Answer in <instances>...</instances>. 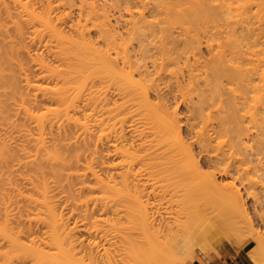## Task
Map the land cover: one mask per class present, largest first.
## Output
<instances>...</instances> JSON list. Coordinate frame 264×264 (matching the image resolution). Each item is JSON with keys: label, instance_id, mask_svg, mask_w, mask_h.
Returning <instances> with one entry per match:
<instances>
[{"label": "rangeland", "instance_id": "374dc122", "mask_svg": "<svg viewBox=\"0 0 264 264\" xmlns=\"http://www.w3.org/2000/svg\"><path fill=\"white\" fill-rule=\"evenodd\" d=\"M1 1L2 0H0V4L2 3ZM19 1L22 2V1H29V0H19ZM55 1L56 0H54L53 2H55ZM87 1H89V2L92 1L90 4H92L93 6H91L88 2V3H86V5L84 4L85 6H82V8L84 7L83 8L84 10L86 9L89 11L90 10L89 6L92 7L91 8L92 10H94L99 5L97 8L98 12L95 10L98 13V15H101L100 14L101 10L103 8H105V9H103V11L105 10L104 12H106L105 13L106 16L109 17V21L111 20L110 24L111 25L113 24L112 25L113 27L115 24L114 20H116V18L120 14H122L123 19H124V17H125V19L127 17L126 14H123V11H124V8L122 6L123 4L117 3V2H119L118 0H116V3L120 4V5L116 4L117 5V6L115 5L116 8L114 6L115 3L112 2L113 0H95V1L94 0H86V2ZM144 1L147 3L146 0H144ZM150 1H153V0H149L148 1L149 4L153 3ZM156 1L158 2V0H156ZM168 1H170L169 3L172 5V7L176 8V9L173 8V10L175 9L174 11L171 9L173 11L172 14H174V12L176 14V15L174 14L173 17H172V14L171 15L169 14V12L171 13L170 8H172V7H170L171 5L170 6L168 5L169 4V3H167ZM175 1H177V0H175ZM175 1L174 0H167V2H166V0H165V2H166V3L164 2L165 5L164 4L162 5L163 2L161 0L159 3H161V2L162 3L159 6H158L159 3L156 2V5L159 7L160 11L159 12H153L152 15L151 14L149 15L147 11H144L145 15L148 14V16L143 15V17L145 16L144 21L147 20V22L149 21V23L151 20L154 21L155 23L152 22L153 24L150 23V25L155 26V27L158 26L157 23L159 24V22H161L162 24L161 23L160 24L163 26H164V24H166L168 29L172 23L170 30L173 31L172 38H174V40L178 43L176 46L178 48L183 47V44H184L183 38L184 37L189 36L188 39L189 38L193 39L194 29H193V32H191L192 30L190 31V29H192V25L190 26V24L197 25L199 27V31L197 29V26H193V28L194 27L196 28L197 36H199V38H198L199 40L197 38H195V37H197V36H195L196 34L194 35L193 40H198V43L199 42H201V43L198 47L199 49L198 48H197V50L195 49L194 52L189 50L186 54L182 53L181 55H178L176 52L172 53L170 55V57L174 56L175 58L169 57L170 59H173L172 61L169 60V58H167L169 63L166 62V58H165V64L163 65V69H162V71H160V74H159L160 78L156 77V75H153L155 73H153L151 70L152 68H150L149 70H151L150 71L151 74L153 73L152 74L153 76L152 75L151 76L156 79L153 82L155 87L153 86V88H152L151 85H149L150 81L140 80L141 77H139L137 72L136 73L134 72L133 76L131 73L132 78L134 77L135 80H128V78H127L128 82H129L128 83L129 87H127L125 84H123V81H125V80H121V79H122V77H127V76H124V74H122V73H125L127 71V69L124 68L123 69L124 71H122V73L119 72L122 76L121 77L118 74V71H120V69L122 68L121 64H119V63L117 65V68L119 66V69L114 67L115 72H114V69L113 70L111 69L113 71L111 74H110L111 71L108 72L105 70L104 72L100 71L99 73H98V71H96V73H93V75L91 73L89 75L88 74L85 75L86 71L87 70L90 71L91 69L89 67L90 64H87V62H85V61H80V58H81V60H83L84 59L83 57L84 56L86 57V53H87V47L83 46L85 44L81 43L80 38L83 37V41L87 39L86 42L89 40L90 41L89 45H91L90 43H92V46H94V47L103 48L105 44H103L102 39H104V41H105L107 35H109V34L113 35V33L115 34V32H118L119 30H123V27H119V29L118 28L116 29V27H115V28H113L114 29L113 31H111V29H110V30L106 31V33H105L106 35L103 34V36L102 35L100 36L97 33V31L95 30L96 27H95V29L93 28L94 26L92 24L95 21L91 22L89 20L90 22L88 23V22H86V19L83 20L84 16H85L84 14H86V15L91 14L92 16L91 15L90 16L92 18H90V16H89L88 19L94 20L93 18L96 16V12H95L94 17L92 14V10H91V13H90V11L88 13L86 10H85V12H82L84 10L82 8H80L81 10L78 9L79 8V6L77 5V4H79L78 2L75 3V6L70 5L71 8L69 7V3H67L68 5L65 4L64 8H62V9H61V7H63L62 5H61V7H59L60 5H58L59 8L57 6L51 7V10L49 12V16L52 15L50 18L52 19L51 23H53L55 26L54 29H56V27H57V29L60 30L59 33L61 32L64 35V38L68 36L67 37L68 39H70V38L73 39L75 42V45H76V41H77V46L80 48L79 49L80 51H79L78 49L75 48L77 46H75V45L73 46V40H72V45L70 43V45L73 48L69 45V42L64 43L66 47L69 45V47L72 48V51H70L71 49H68V54L71 52H74V53H71L72 57H71V55H69L67 57V58L70 57L71 59L69 58L68 60H66L67 55L64 54L65 51H63V49H60V46H59L60 50H58L57 46H54L57 44V41L55 39L56 37H54V34L51 32L47 33L50 31L49 29L44 30L45 28L40 26L39 23L38 24L31 23L33 21H31L29 18H27L28 15H27V13H25L26 11L25 10L20 11V8L17 5H15V6L13 5L14 0H12V1L11 0H3L4 3H2V4L6 5V6H4V7H6V9H9V12H11L10 13L11 15L8 12V16L10 15L11 17L5 18L6 15H3V14H5L6 11L3 10L4 11L3 12L2 7H0V10H1L0 11V17H2V15H3V19L0 20V23L3 21V26H1V27H3V30L5 32L4 33L2 30L1 31L2 33H0L1 34L0 37L2 39V40H0V45H1V41H2L3 45L6 44V46H3V45L0 46L1 47L0 50L2 51V52H0V55L2 56V53H3V56L5 54H7V58L11 56V58H13V59L11 60L9 58L7 60H11L13 62V64L11 62H9V61L7 62L5 60V63L6 64L8 63V64L7 65L2 64V66H1L3 68L5 67V69L3 70L4 76L9 75L12 78L10 79L8 76L9 80H6L5 79V78H7V76H6L4 78L5 81L0 80L1 81L0 84H2V82L5 83V84H2L4 91H2V93L0 92L1 93L0 96L2 95L0 98V102L1 103H2V101L4 102V103H2L4 108L1 107V104H0V108L1 109L3 108L0 111V143H2V141H3L5 146L8 145L7 148L11 147L10 149L8 148V150H10V151H8L10 153V155L7 158V160H5L6 162L7 161H9V162L8 163L0 162L1 163L0 166L2 167V168L0 167L1 168L0 174L3 173L4 175L3 174L2 175L6 177L5 178V177H2L0 175L2 177V178L0 177V210H1L0 211V220H2L1 218L3 216L1 214L3 211V205H2L3 203L2 202L5 199L4 200L5 205H6V203H8L6 206L8 208L7 209L8 213H10L9 215L12 216V218L14 217L13 219H10L12 227H14L15 229H18V228L20 229L23 226L25 228L24 229L22 227L23 230L21 231V232H23V233H21V240H23L24 242H28L30 237H33V236L35 237V238L34 237L33 238L37 240V243L40 245V248L43 251H45L46 254L48 255L47 260L45 261L47 264H60L59 262H62V264H63V263L68 262L67 258H70V259L76 258L77 260L79 258H81V259H83L84 263L87 262V255L84 252V247L88 242L91 243L94 240V237H93L94 232L92 231L93 228L90 230V225L87 226L84 223L87 221V218L90 221H93V219H95L96 217H98V219L102 218L104 221H102L100 223L103 226V228L108 230L107 231L108 233H112L113 230L116 229V227L119 228V226H122V224L125 223L124 221L126 220L125 218H127V217L121 211H112L108 207L112 206V208H114V204L116 202H118L121 198H124L122 196H124V194H125V191H124L125 188L130 189V190L127 189L129 191H126L128 194L132 193V188L134 186V183L135 182L137 183L136 178L139 177V176L135 175V172H136V170H139L138 166L141 165V163L138 162L136 158H135L136 161H134L135 159L133 157L140 155V153H142L147 148L146 146H148V144H150V140L152 138H155V134L157 132L156 131L153 132V129H156V130L159 129V127L156 128L157 127L156 125L158 123L157 118L161 119L162 116L167 114V115H170V118H172V116H173L172 119L175 121L174 123L179 125V126L178 125L176 126V124H175L177 131H178V134H180L179 136H181V137H178L175 134H173L176 136V137L174 136V139H173V135L171 134L172 137H170L171 139L169 138V141L170 140H172V141L176 140L177 141V140L182 139L186 143V145L187 144L189 145V143H191L193 141L192 137H190L191 131H197L201 127V125L204 123V120H203L204 117H199V116H197V113H196V109L199 106V100H200L199 97L202 98L201 95H203V97H204L205 93H206L205 96H207L208 95L207 93L209 92V91L206 92V86L202 80L203 79L202 74H204V73L201 70H202V68L204 69V65L202 64L203 65L202 66L201 63L203 62L205 64V63L209 62V58L211 55L210 51H211V53L214 52L215 50L217 51L218 47L215 45L217 43H219L216 41L212 42L213 46L209 50L205 44V38L207 39V36H205L207 34L206 32H208L207 35H211L212 31H213V33H215V31H216L217 33L221 34L220 31H225V27H226L225 24L227 23V21H228V23L226 24L227 25L226 30H228V27H229V30L231 28L236 29V31L238 32L237 34H238V36H240V38L237 36L236 33H235V35L237 37L235 35H234L235 38H233V36H231V37L234 40H236V43L239 41L238 42L239 44L237 43L238 47L236 44H234V41L233 42L230 41V43L234 44L236 46H234V45L232 46L230 43H228V41H227V43L225 41H224V43H222L223 41H221L220 43L225 44L224 47L227 46L226 44H230L232 46L231 51L233 52V54L238 53V51L235 52V50L239 49V46H240L239 51H241L243 53V55H245L247 58V61H245V63L241 62V66L243 67V69H244V67L250 69L249 72L252 76V80H249L248 91L245 94L246 100H245L244 106H242L241 113H245L248 117H250L252 115V113H254L255 111H258V110L264 108V75H263L264 74V15L261 16L260 13L255 10V6H252L251 12H248L249 14L247 13L248 15L247 14L241 15L239 13L238 14L239 17H238L236 14L237 13L236 10H238V8L239 9L242 8L246 4V0H237L236 2H234L232 4V10L229 13L230 15H228V14H227V16L225 15V18H224L225 23H224L223 20H220L224 16L220 15L221 17H219V15H218V13L219 14L221 13V9H220L221 7H219V5L221 4V0H220V2L218 0H217V2L215 0L214 1L212 0L213 3L211 2L212 5L210 4L209 6L213 7V4H215V3H220V4L219 5L215 4L216 6H218V8L214 5V7L217 8L218 10L217 9L214 10V8H212L215 12L214 11L210 12L211 15H212V12L214 13L213 17L215 18V19L214 18L210 19V21L212 22L211 25L209 24L210 23L209 19L208 20L206 19L208 22V28H207V25H206L207 22L205 23L204 19H205V17L208 18L210 14L207 13V10H205V14H207L208 16H205V14L203 16L204 11L202 12V10H197L198 9L197 7L198 6L201 7V6L196 4V0H194L195 5L193 4L194 3L193 0L190 3V4H193L192 6H194V8H196V9H192L193 7H191V5L189 3H187V4L185 3V6L189 5V6H187L189 8H183V6H184L183 1L184 0L183 1L180 0L181 3L179 1H177L176 2L177 5L180 3V5H178V7H177L175 4ZM189 1H191V0H189ZM39 2H41V1L30 0L27 3H28V6L30 9L34 8V10L37 11V13L39 12V14H40L43 10L45 11V9L42 8V7H44L43 3L45 1L43 0L41 3H39ZM53 2L51 4L56 5ZM94 2L96 3L95 4L96 6L94 5ZM97 3H99V4L97 5ZM173 3L175 6L173 5ZM197 3H199V2L197 1ZM2 4H1V6H3ZM14 4H16V3H14ZM66 5L68 6V8ZM87 5H88V8L86 7ZM166 5H167V7H166ZM104 6H106V7H104ZM163 6H165L164 8L166 10L168 8L169 11L167 10V12H166L162 8ZM179 6H181V8H183V10ZM75 7H78L77 8L78 10L75 9ZM120 7H122V8H120ZM190 7H191V9H190ZM40 8H42V9H40ZM52 8L54 10H52ZM55 8H57L58 10L57 9L55 10ZM137 8L140 9V7H137ZM137 8L136 9L134 8V10H132L133 12L135 11V13H133V15H134L133 18H135V16L136 17L139 16V14L136 12ZM177 8H178V10L181 9V11L180 10L179 11L182 15L180 13H178L179 11L177 10ZM64 9H66V10L69 9L68 13L72 12L71 15L66 14L64 16V14H65L64 11H66ZM109 9H111V10H109ZM120 9L121 10L123 9V10L121 11ZM205 9H207V8H205ZM212 9H209L208 11H210ZM112 10H113V12H112ZM117 10H118V12H117ZM119 10L121 13H119ZM176 10L178 12H176ZM184 10H186V14L183 13ZM190 10H192V11H190ZM194 10H195V13L193 12ZM44 11L42 12V14H44ZM76 11L78 12V14L83 13L82 15H84V16L79 15L82 18V19L79 18L81 20V22L79 20L80 24H83V22L85 21L86 25H87V23L88 24L92 23L91 26L89 25V27L93 26L92 27L93 29L91 28V30H90L87 27L88 25L85 26L83 24L84 28L86 27L85 31H86V29H88V30H87V32H85L87 34H83L82 37H80L79 36L80 34H78L80 32H77V31L75 32V30H76L75 28H77V30L79 28H83L82 25H81L82 27L78 26L79 28L75 27V23L77 22L76 20H78V16H77L78 14ZM103 11H102V13H103ZM187 11H189V13L193 16L187 15L188 14ZM196 11H198V12L200 11L199 12L200 14H197ZM216 11H219V12L216 13ZM201 12H202V15H201ZM66 13H67V11H66ZM136 13L138 15H136ZM215 13H216V15H215ZM109 14H111L112 16ZM168 14H169L171 19L174 18L176 21L178 19H180V21H183V22H181L182 23L181 24V30L182 31L180 30V27H179L180 23H178L176 21L174 22V20H170L168 18L169 17ZM184 14L187 15L186 16L187 18L184 17L185 16ZM196 14L198 15L196 18L200 17V20H199V18L198 19L194 18V20H193L194 22H193L192 19L194 16H196ZM222 14H224V13H222ZM12 15L14 16V18H12L13 17ZM178 15H180V16H178ZM103 16L105 17V15H103ZM103 16H101L102 17L101 19L104 18ZM110 16H111V18L113 17L114 19H111ZM216 16L219 17L218 20L216 19ZM242 16L244 17V19H242L243 18ZM98 17L100 18V16H97L96 17L97 20L95 19L97 23H99ZM128 17H129V14H128ZM188 17L192 18V19H188ZM139 18H140V16H139ZM139 18H137V19H139ZM157 18L161 21H159ZM165 18L166 19L168 18V19L166 20ZM201 18L203 19L202 20L203 23L201 22ZM9 19H11V20H9ZM195 19H196V22H195ZM212 19H213V21H212ZM237 19H238V22H237ZM12 20L15 21L14 23H20V27H22V29H21L22 34L20 32V34H21L20 36H17L19 34L16 35V32L14 31V27L11 24V23H13V22H11ZM185 20H188V21L184 22ZM242 20H244V22H242L240 24V22ZM16 21H18V22H16ZM164 21H168V23L164 22ZM198 21H200V22H198ZM216 21H218V22L222 21L224 23L225 27L223 26V23L221 22L219 24V25H221V26H219L221 28L218 29L219 27H218V25H216V23L218 24V22H216ZM147 22H145V23H147ZM79 23L78 24L76 23V24L80 25ZM149 23H147V24H149ZM154 24H156V25H154ZM173 24H174V26H173ZM186 24H187V26H186ZM204 24L206 26H204ZM229 24H230V26H228ZM72 25H74V26H72ZM138 25H142V23H139ZM142 26H143V28H142ZM142 26L140 29L143 32V29H145V26L144 25H142ZM202 26H203V31L205 33L204 32L201 33ZM204 27H206V28H204ZM147 28H146V30H147ZM188 28H190V29H188ZM35 29H37L36 32H35ZM140 29H138V31H140ZM207 29H210V32ZM217 29H218V31H217ZM242 29H244L246 31H242ZM47 30H49V31H47ZM58 30H56V31H58ZM146 30H144V31H146ZM186 30H188L189 35L183 34L184 32H187ZM78 31H80V29ZM180 31L182 33H180ZM120 32L122 35L124 34L122 31H119V33ZM7 33H8V35H7ZM198 33H199V35H198ZM203 33L205 34L204 36H203ZM224 34L222 33L220 35V36H222L221 38H224L223 37ZM52 35L54 38L52 37ZM96 35L97 36L99 35V37H97ZM112 35L109 36L108 38L112 37ZM183 35H185V36H183ZM78 37H80V38L75 41V39ZM102 37H104V38H102ZM117 37H119V36H117ZM98 38H100V40H98ZM123 38H124V36H123ZM126 38H124L125 41L122 40L123 42L121 41V39L120 40H119V38H117V39L119 41H121L122 43L126 42V47L129 46L128 47L129 50L131 49V47H132V49H134L135 47L137 48V46H135V45L138 42V40H133L130 43V40H128L130 38L128 36ZM225 38L227 39L226 36H225ZM236 38H238L239 40L237 41ZM241 38H244V39L242 40ZM245 38H246V40H245ZM117 39H116L117 43L115 42L117 44L116 46L120 45V44H118L119 41ZM65 40H67V39H65ZM65 40H64V42H67ZM70 40H68V41H70ZM240 40H242V43L244 42V44H240V42H241ZM78 41L80 42V44H78L79 43ZM101 41H102V43H101ZM218 41H220V39ZM132 43H133V45H132ZM7 45H11L10 49L12 52L10 51V49L8 48L9 46H7ZM79 45H82V46H79ZM122 45L124 46L125 43ZM2 46H3V48H2ZM120 46H118V47H120ZM123 46L121 47V49L126 48L125 46L124 47ZM133 46H134V48H133ZM82 47L85 48V49H83L84 51L86 50L85 52H83L81 50ZM118 47L116 48L117 50L120 49ZM229 48H231V47H229ZM4 49L5 50L7 49L5 51V54H4ZM61 50H62V52L60 53ZM76 50H78V51H76ZM58 51H59V53H58ZM122 51H123V49H122ZM81 52L83 55L79 54ZM8 54H9V56H8ZM78 54H79L80 58L77 56ZM61 55L63 58H61ZM87 55H88V53H87ZM111 55L113 56L114 54H111ZM160 55H162V57ZM160 55H157V56L158 57L160 56V58L163 59V56L166 55L168 57L169 53L165 54L163 52L162 54L160 53ZM112 56H111V58H112ZM4 57H5L4 59H6V56H4ZM77 57L79 58V60ZM233 57L231 56V59ZM237 57L238 56L234 57L233 58L234 60H232V62L235 61L237 59ZM72 58H74V59L72 60ZM196 59L198 60V62L196 61ZM1 60H2V58H1ZM64 60H66V61H64ZM75 60H76V62H75ZM69 61H71L72 63ZM78 61L80 62L79 64H81V66H82L83 62L86 63V66L83 65L81 67L83 70L82 73L80 72L81 70L79 71V69H80L79 66H76L78 64L77 63ZM41 62L43 64H41ZM66 62H67V67H66ZM9 63H11L10 64L11 68L8 66ZM39 63L43 66H41ZM68 63H70L69 67H68ZM163 63H164V61H163ZM234 64H236V62H234ZM46 66H48V67H46ZM75 66L79 69H77ZM84 66L86 67L85 71H84ZM150 66L151 65H149V67ZM88 67H89V69H88ZM93 67H95V65ZM6 68H7V70H6ZM44 68L46 70H48V68L50 70L53 69V70H55V73L59 71V75L57 73L59 78H57L58 76H56L55 73H54L55 75H53L52 73H51L52 75L49 74L50 71L49 72L47 71V73H43V72H46V70ZM71 68L73 70H71ZM56 69H58V70H56ZM67 69H69V73L71 71H73V73L70 75H75L74 74L75 69H77V71H79V72H75L76 75L71 76L72 80H70L71 78L69 77L70 76L69 73L65 72L67 74V75L65 74L67 76L66 81L69 80L70 83L71 82H73V83L70 84L67 82V84L72 85V86L68 85V87H67L69 89L71 87L70 90L65 89L66 92L69 90L68 92L70 94L67 93V95H66V92L63 91L65 93V96H63L64 93L61 92V95L63 96L62 97L59 92H58L59 94H57L55 92L58 91L57 89L60 85L61 86L63 85V84H60V83H63V82H61L62 79H60V78H61V76H62V78L64 77L63 71H68ZM53 70L51 72H53ZM89 71H87V72H89ZM91 71L93 72V70H91ZM60 72H62V74H60ZM162 72H163V75H162ZM78 73L85 75V76H83V79H81L82 78L81 74H80L81 75L80 78H78V80L76 79L77 77H79ZM115 73L118 74L121 78H119V76H117ZM46 74H49V75H46ZM97 74H100L101 76L97 75ZM96 75L98 77H96ZM64 79H65V77L63 78L62 81H64ZM136 79H139V80H136ZM91 80H92V82H91ZM130 81H132L133 83H131ZM80 82H81V84H80ZM14 83H16V84L13 85ZM26 83H28L27 84L28 86L26 85ZM92 83L94 86L92 85ZM6 84H7V86L4 87V85H6ZM9 84L13 85L12 87L15 86L14 90L12 87H10ZM32 84L34 86L40 85V87L43 85V89H40V88L38 89V87L37 88L33 87ZM65 84L63 86H65ZM230 84H228V86H230ZM91 85H92V87H91ZM124 85H125L126 89H125ZM231 85H232L231 87L235 88L234 93L240 92L241 88H239L240 90L236 89L237 83L234 86H233V84H231ZM44 86H45V88H44ZM46 86L47 87L50 86V88H47ZM52 86L56 87L55 92L53 91L54 89ZM143 86L145 89L144 91L146 92L147 97H148V98L146 97V102L144 100L145 97H144V93L142 90ZM146 86H148V88ZM238 86L240 87V85H238ZM7 87L8 88L10 87L12 91L10 90V88L8 89ZM1 88H0V91H1ZM46 89H47V91H46ZM120 89H122L123 91H127V90L131 91V92H129L130 95H128V96L126 95V97H125V94L120 93ZM4 93H6V94H4ZM72 94L73 95L77 94L78 96L76 95L73 97ZM59 95L61 96L60 98H59ZM130 96H132V99ZM65 97H67V98H65ZM62 98L67 99V100H64V99L62 100ZM53 99H55V100H53ZM70 99H71L73 104L71 103V101L69 102ZM147 101H150L152 106H154V107L157 106V108H155V111H157L158 113L160 112L159 113L160 116L156 115L154 110H153L154 107L153 108L151 107L152 108V115L154 113L155 117L158 116L155 118L156 120H154V117H152L153 120L156 121L157 123H154L152 118H150L152 116V115H150L151 112L149 113L151 108L150 107L147 108L149 106L150 102H147ZM67 102L71 103V104H68V106L71 108H69L66 105L67 106L66 110H69V111H66V113H65V109H64L65 106H63V105L67 104ZM144 103H146V104H144ZM61 104L64 108L61 106ZM46 106L52 107V109H53V107H55V108H57L56 110H58V111H50L51 113L43 114V112L45 110L44 108H46ZM214 108L215 107H212L211 109L214 110ZM148 109H150V110H148ZM163 110L166 111V113ZM29 112L32 114L33 113L34 114L42 113L43 116L41 115V117H40V115H38V118H40V119H38L37 117H34V118H37L35 120L33 118V116L31 118ZM147 112L149 113L150 117L148 114H146ZM206 112H207V110L204 112V114ZM90 113H91V115H90ZM117 113H118V115H117ZM125 115L127 117H123ZM69 118H71V119H69ZM115 118H116V120H115ZM174 118H176V119H174ZM257 118H259V117H257ZM73 119H75V120H73ZM149 119H151L152 121ZM147 120H149V121H147ZM36 122H38V123H36ZM116 122H118V123H116ZM160 122H159V124H160ZM91 123H92V125H90ZM120 123H121V125H120ZM149 123L152 125L150 126ZM36 124H37V126H36ZM246 124L250 127L256 126V120H252V118H249L246 120ZM258 124L262 128L264 127L263 122L261 124V122L258 121ZM112 125H114L115 127ZM210 125H211V123L207 126V129H210ZM159 126H161V124ZM120 128L122 129V131ZM115 133H116V136H115ZM152 134L154 135V137ZM121 135H123L124 137L122 138ZM98 137H101L102 139L98 138ZM119 137H121V139H119ZM35 138H37V139H35ZM179 138H181V139H179ZM75 139H76V141H75ZM88 139H89V141H88ZM95 139L96 140L98 139V140L95 141ZM122 139H124V140H122ZM138 139H139V141L140 140L145 141V146H143V148L144 147H146V148L143 149L141 146H139L140 150L138 149V147H137L139 145L138 143L142 142V141L139 142ZM120 140H122V141H120ZM36 141L39 142L40 144L39 143L37 144ZM99 141H100V143H99ZM131 141L132 142L134 141V142L132 143ZM130 142L132 144L136 143L138 145L134 146L131 144L132 147H130ZM122 143H123V146H119V145H122ZM250 143L251 142L247 143V145ZM111 144H114L116 147H119V149L121 148L120 151H117V153L113 152V151H116L119 149L118 148L116 149V147H113V145L111 146ZM38 145H41V146H39L40 148L38 147ZM191 147H192L195 155H197L196 146L191 145ZM114 148H115V150H114ZM52 149L55 151H53ZM124 149L127 151H125ZM123 151H124V154H123ZM48 153L50 154V156L47 155ZM36 154L38 156H36ZM55 154L57 155V157L59 159L58 161H54V159H50V158L54 157V156L52 157L51 155H55ZM121 154H123V155H121ZM133 155H136V156H133ZM10 156H12V158ZM195 157L197 158L198 156H195ZM10 158H11V160H10ZM52 160H53V162H52ZM118 161H119V164H117ZM113 162L115 163V165L117 164L120 167L117 165L113 167V164H112ZM122 162H124V163H122ZM137 162L140 165H138ZM18 163H19V165H18ZM55 163H57V164H55ZM107 163L109 165L111 164L112 167L110 168V171L105 172L107 166L104 167L101 165H104V164L108 165ZM86 165L87 166L89 165V167L91 165V168L95 169L94 172L96 174H98V177H100V178L102 177L101 179H103L104 181L102 180L103 182H101V183L96 182L97 184H95V181H98V180H95L96 178L90 174V172H89L90 170L87 168ZM136 166H137V168H136ZM57 168H58V170H57ZM112 168H113V170H112ZM75 171H76V173H75ZM73 172H74V174H72ZM115 172H117V173H115ZM55 173L57 175L59 174V177H61L60 180H59V177H57V175ZM142 173L143 172H141V174ZM111 174H113L112 175L113 177H111ZM145 175L146 174L143 173V175H140V176L142 178V176H145ZM107 177L108 178L111 177V178L108 179ZM143 178L142 179L145 180V178H147V176L143 177ZM216 178L218 180H220V179L224 180L223 176L216 175ZM101 179H100V181H101ZM111 179H114V180L112 181ZM109 180H110V182H106ZM9 183H10V185H9ZM42 184L45 188L43 186L42 187L40 186ZM85 184L90 186L91 188L86 187ZM93 186H95V187H93ZM123 186L125 188H123ZM39 187H40V190L42 188L44 190H47L46 192L44 191V193L46 194L45 197H47V198L49 197L48 199L46 198V201L50 202L49 205L52 204L53 207L51 205L50 206L53 208V210L55 209V211H54L55 215L57 214V216H58V217L57 216L56 217L57 218L60 217L57 220L58 221L60 220V222H61V224L59 223L60 226L58 224L57 228L55 227L56 233H58V231L60 229L62 231V232L60 231V233H58L59 236L56 235L59 238L58 240L60 241V242L59 241L58 242L61 244L51 245V244L47 243V245L50 246V251H47V250H49V247L45 243L43 245L44 240H46V238H47V236H45V235H47V233H49V231H50V228L48 227L47 222L45 221L46 219L44 218L46 216L45 215L46 213L43 212L41 209V211L39 210L40 211L39 213H42V214H39L41 216V218L39 219L38 215H37L38 219L32 218V217L37 218L36 215L32 216V214H35V212L37 210H35V208L33 207V203L31 201V198H37V197L40 198L41 195H45L42 192L43 189L41 191L42 194H41V192L40 193L38 192ZM72 187L74 189H72ZM119 188L120 189L123 188V189H121L122 192L119 191L120 190ZM257 188H258V186H257ZM257 188H256V191H254V190H251V191L254 193H258V195L251 194V195L247 196L242 191L244 207L246 209L244 215H242L241 213L232 209L231 206L227 202H224V201L221 202L219 204L220 205L219 208H217L215 210H210L207 213V216L210 218V220L212 222V224H210L209 226H212L215 222L217 223L224 218L228 219L229 223L222 225L221 231H217L218 234L217 233L215 234L214 233L215 231L211 230L210 229L211 227H209L208 229L204 230L205 232H203L201 237L195 238V239L192 238L191 239L192 242L190 239H188V240H190V242L188 241L189 244L186 242V247L182 251H179L172 256L171 255H165V256L159 255L158 256V258H159L158 264H194L197 260H201L202 258L207 257L210 253L214 252L222 243H226V242L238 243L239 241H242L246 238L251 241L252 245H255L256 244L255 241H253L252 238L249 237L252 234L251 232H253V230L258 231V232L261 231L260 234H263V236H264V227L262 225L263 223L259 220V217H258L259 213L264 212V209H262L260 211L259 210L260 206L253 208V206H255V204H253L254 200L263 199V197H262L263 195L260 193L261 189L260 188L257 189ZM63 189H64V191H63ZM78 191H79V194H78ZM66 196H68V197H66ZM2 197H3V200H1ZM165 203H166L165 205H166L168 211H171L174 209V206H172L170 202L166 201ZM200 207H201V209H204L206 207V205H201ZM108 210H110V211H108ZM123 216H125V217H123ZM170 216H172V215H170ZM42 217L45 219L44 222L46 223L47 226L44 224ZM175 217L176 216L174 215L169 219L170 224L172 226H175V224L178 222V221H176L178 216L176 217V219H174ZM180 220L181 219H179V221ZM90 221H88L87 224H91ZM16 222H18V223L16 224ZM93 223L94 222H92V224ZM100 223L98 222V224H100ZM77 224H79V225L77 226ZM80 224H81V226L83 225V228L80 226ZM92 224H91V227H94V225L92 226ZM74 226L76 227V230L74 229L75 228ZM47 227L49 230L47 229ZM72 227H74V228L72 229ZM69 228H70V230H69ZM79 228L82 230H80ZM64 229H65V231H64ZM44 232H46V233L44 234ZM60 236H63L64 238L61 239L62 237H60ZM43 238H44V240H43ZM0 241H1V238H0ZM62 243H63V245H62ZM116 244H118V243H116ZM62 246H63V249H62L61 254H63V255L59 254L61 252L60 249ZM105 246H107L109 248L108 252L112 251L113 250L112 248L115 249V246H112V245L111 246L105 245ZM4 247L5 246L2 245V247H0V250L2 249V251H3ZM110 247H111V250H110ZM58 248H60V249H58ZM66 251H67V253H66ZM102 251L103 250H101V252ZM48 252H49V254H48ZM58 254L61 255V257H63V258L65 257L66 259L65 258L59 259ZM72 254L74 257L72 256ZM50 256L52 257L51 260L52 261L54 260L55 262L53 261V263H50V262H52L50 260ZM261 257L264 259V251L262 252ZM68 264H69V262H68Z\"/></svg>", "mask_w": 264, "mask_h": 264}, {"label": "bare ground", "instance_id": "6f19581e", "mask_svg": "<svg viewBox=\"0 0 264 264\" xmlns=\"http://www.w3.org/2000/svg\"><path fill=\"white\" fill-rule=\"evenodd\" d=\"M29 1H22L21 2L19 0H14L13 5L14 6L17 5L20 8V11L25 10L26 12L25 11L24 12L27 13V15H28L27 18H29L31 21H33L31 23H33V24H38L39 23L40 26L45 28V29L43 28L44 30L49 29L50 31L47 30L49 32H47V31L46 32L47 33L51 32V33L54 34V37H56L55 39L57 41V44L54 45V46H57L58 50L63 49V51H65L64 54L67 55L66 56V60H68L70 57L69 58H67V57L69 55H71V53H74V52H71V53L68 54V49H71L70 51H72L73 47L71 45H72V40L73 39H71L70 37L69 38L71 40L68 39L67 38L68 36L64 38V35L61 32L60 33L63 36L59 33L60 30H58L57 27H56V29H54L55 26H54L53 23H51L52 19L50 18L52 15L49 16V12L51 10V7H54V6L58 7V5H60L59 7H61V5H62L63 6V7H61V9H62V8H64L65 4L69 3V7L71 8L70 5H74L75 6L76 2L79 3V4H77L79 6V8L75 7V9H77V8L80 9V8H82V6H85L86 3H88L89 1L86 2V0H56L55 2H53L54 0H44L45 1L43 3L44 7H42L43 5L41 6L42 8L45 9V11L43 10L44 14H42L43 11L39 14V12L37 13V11H35L34 8L30 9L29 6H28V3H27ZM39 1L42 2L43 0H39ZM118 1L119 2H117V3L123 4L122 5L123 8H124L123 14H126L127 17H128V14H129L130 18L128 17L129 18L128 19L126 17V19H125V17H124V19H123L122 14H120L119 16L117 15L118 17L116 18V20H114V22H115L114 27L112 26L113 24L112 25L110 24L111 20L109 21V17H107L106 14H105L106 12H104L105 10L103 11V9H105V8H103V9L101 8L102 9L101 13H100L101 15H98V13H97L98 9L97 8L99 6L98 5L99 3H97V5H98L97 8L95 7L96 9L93 8L94 10H92L91 6H93V5L90 4L92 1L89 2V4L91 5V6H89L90 7L89 11L91 13V10H92L93 17L95 16V12L97 11L96 12V16L93 18L94 20L88 19L91 14H89V15L88 14L87 15L84 14L85 16L82 15L83 14L82 12H85V10H86V9L85 10L83 9L84 7L82 8L84 10V11L81 12L82 14H80V13L78 14V12L76 11L77 14H78L77 15L78 16V20H76L77 21L76 23L78 24L79 20H80L79 18H81V16H79V15L84 16L83 20L86 19V22H88V23L90 21L91 22L95 21V22H93V24L92 23H90V24L87 23L88 26L85 24L86 23L85 21L83 22V24L85 26H87L88 29H90V30H91V28L93 26H94L93 27L94 29L96 27L95 30L97 31V33L100 36L101 35L103 36V34H105L106 31H108L110 29H111V31H113L114 30L113 28H115V27H116V29L117 28L119 29V27H123V30H119V31H122L124 33L122 35L121 32L119 33V31H118V32H115V34L113 33L114 36L111 34L112 37L108 38L109 36H111L109 34V35L106 36L105 41H104V39H102L103 40V44H105L103 48L94 47V46H92V43H90L91 45H89V42H90L89 40L87 42H86L87 39L84 40L85 42L83 41V37L82 36H83V34H87L85 32H87L88 29H86V31H85L86 27L84 28L83 24L79 23L80 25H77L75 23V27H78V26L82 27L83 26V28H79L78 27L80 29V31H78L79 29L77 30V28H75L76 29L75 32L76 31L80 32L78 34H80L79 36L82 37V38H80V37L76 38L75 41L80 38L81 43L82 44L84 43L86 45V46L85 45H83V46L87 47V53H88V55L86 53V57L85 56L83 57L84 59L82 58L83 60H81V58L79 57V54H82V52L79 53L77 56L80 58V61H85V62H87V64H90V66L89 65L88 66L90 67L91 70H93V72L91 70L90 71L87 70L89 72L86 71L85 75H87V74L89 75L90 73L93 75V73H96V71H98V73H99L100 71L104 72L105 70L108 71V72L111 71L110 72V74H111L113 72L112 71L113 69H114V72H115V68H117V65L119 63V64H121V67H122V68L120 67L122 70L120 69V71H118V74L120 76H121V74L119 72L122 73V71H124L123 70L124 68L127 69V71L125 70L126 71L125 73H122V74H124V76H127V77H122L121 76L122 77L121 80H125L127 82L126 83L125 81H123V84H125L127 87H129L128 86V83H129L128 80H135L134 77L132 78V76H133L134 72L135 73L137 72L139 77H141L140 80H148V81H150L149 85H151V87L153 88V86H154L153 82L156 79L153 78L152 76L156 75V77H159L160 71H162L163 65L165 64V58H166V62L169 63L167 58H169L170 55L172 53H174V52H176L178 55H181L182 53L186 54L189 50L193 51V52L195 51V49L197 50V48L199 47V45L201 43V42L198 43L199 36H197L196 28L195 27L193 28V26H197V25L190 24V26L192 25V29H190V28H188V29H190V31L192 30L191 32H193V29H194L193 39H194V35L196 34L195 36H197V37H195V38H197L198 40H193L192 38L188 39L189 36L188 37L186 36V37L183 38V43H184L183 47L182 48H178V47H176L178 43L174 40V38H172L173 31L170 30L171 29L170 27L172 26V23H171L170 27L168 26L169 27V29H168L167 25L164 24V26H163V25H161L162 24L161 22H159V24L157 23L158 26H156V27L150 25V23L154 22V21L151 20L152 18L150 19L151 20L150 23H149V21L147 22L146 19H145L146 21H144L145 16H148V14L152 15L153 12H159L160 9H159L158 6L162 2H163L162 5L163 4L165 5L167 0H166V2H165V0H162L161 3H159L161 0L160 1L158 0V2L156 0H153V1H150V2H153V3H150V4L148 3L149 0H146L147 3L144 0H118ZM155 1L157 3H159L158 6L156 5ZM177 1H179L181 3L180 0H177ZM177 1H175V4L178 7V5H180V3L178 2L179 4L177 5V3H176ZM197 1L199 3H197ZM215 1L217 2V0H215ZM218 1L220 2V0H218ZM236 1L237 0H221V4L214 2L215 4H218V5L220 4L221 5V6L219 5V7H221L220 8L221 9V13L219 14L218 13L219 11H216V13H218L219 17L224 16L220 20H223V22H224L225 15L226 16H227V14L230 15L229 13L232 10V4L234 2H236ZM1 2L4 3L3 0ZM41 2H39V3H41ZM52 2L55 3L56 5H52L51 4ZM112 2L115 3L114 6L117 4L116 0H113ZM169 2L170 1H168L167 3H169ZM183 2H184L183 5L185 6V3L186 4L187 3L190 4L192 2V0L191 1L184 0ZM211 2H212V0H196V4L201 6V7L198 6L197 10H202V12L204 11L203 16L205 14V10H207V13L210 14L209 15L210 18L209 17L208 18L205 17V19H204L205 23L209 19V22H210L209 24L210 25L212 24L210 19L214 18L213 17L214 13L212 12V15H211L210 12L214 11V10H216L218 8V6H216L215 4H213V7L209 6L210 4L212 5L213 2L212 3ZM14 3H16V4H14ZM1 4H0V7H2V11L3 10L6 11V13L3 14V15H6V17L5 16L4 17L5 18L11 17L10 16L11 12H9V9H6V7H4L6 5L2 4L3 6H1ZM95 4L96 3L94 2V5ZM120 4H117V5H120ZM193 4L195 5V1H194ZM193 4H190L191 7H193L192 9H196V8H194V6H192ZM88 5L86 6L87 8H88ZM168 5L170 6L171 4L169 3ZM173 5H174V3H173ZM214 5L217 8H215ZM116 6H115V8H116ZM184 6H183V8H189V7H187L189 5H187L185 7ZM252 6H255V10L257 12H259L261 16L264 15V0H246V4L242 8H240V9L238 8V10H236L237 11V13H236L237 16H238L239 13L241 15H246L248 12H251ZM104 7H106V6H104ZM137 7H140V9L137 8ZM164 7L165 6H163L162 8L166 12H167V10L169 11L168 8L166 10ZM166 7H167V5H166ZM170 7H172V5ZM179 7L181 8V6H179ZM191 7H190V9H191ZM42 8H40V9H42ZM67 8H68V6H67ZM120 8H122V7H120ZM134 8L135 9L137 8L136 12L139 14L140 18H139V16L138 17L135 16L136 19L133 18V16H134L133 13H135V11L133 12L132 10H134ZM173 8H175V7L170 8V10L171 9L173 10ZM183 8H181V9L183 10ZM205 8H207V9H205ZM212 8H214V10ZM56 9L57 8H55V10ZM181 9H179V10L181 11ZM209 9H212V10L208 11ZM52 10H54V9L52 8ZM64 10H66V9H64ZM109 10H111V9H109ZM120 10H119V13H121ZM172 10H171V13L169 12L170 15L174 11V10L173 11ZM177 10H178V8H177ZM177 10H176V12L179 11V10L178 11ZM186 10H184L183 13L186 14ZM66 11H67V13H66ZM66 11H64L65 12L64 16L66 14H70L71 15L72 12L68 13L69 9H67ZM86 11L89 13L88 10H86ZM102 11H103L104 14L102 13ZM144 11H147L148 14L145 15ZM180 11L178 13H180ZM190 11H192V10H190ZM8 12L10 14L9 16H8ZM112 12H113V10H112ZM117 12H118V10H117ZM193 12L195 13V10ZM196 12H197V14H200L199 13L200 11L199 12L196 11ZM202 12H201V15H202ZM137 13H136V15H138ZM187 13H188L187 15H191L189 13V11H187ZM216 13H215V15H216ZM222 13H224V14H222ZM169 14H168V16H169ZM174 14H175V12H174ZM174 14H172V17H173ZM197 14H196V16L193 17V19L189 18V17H188V19H192V21H193L194 18H196L198 16ZM3 15H2V17H0V20L3 19ZM103 15H105L106 18ZM109 15H111V14H109ZM143 15H145V16L143 17ZM187 15H185L184 17L187 18L186 17ZM91 16H90V18H92ZM97 16H100V18L98 17V22L99 23L96 22V20H97L96 17ZM101 16H103L105 19L104 18L101 19L102 18ZM111 16H110V18H111ZM178 16H180V15H178ZM191 16H193V15H191ZM205 16H208V15L205 14ZM219 17L216 16V19L218 20ZM12 18H14V16ZM137 18H139V19H137ZM168 18L170 20H174V22L176 21L174 18L171 19L170 16ZM198 18L200 20V17H198ZM198 18H196V19H198ZM111 19H114V18L112 17ZM196 19H195V22H196ZM238 19H237V22H238ZM242 19H244V17ZM9 20H11V19H9ZM202 20L203 19L201 18V22L203 23ZM159 21H161V20H159ZM186 21H188V20H185L184 22H186ZM212 21H213V19H212ZM11 22H13L11 24L14 27V31L16 32V35L19 34L17 36H20L22 34V31H21L22 27H20V23H14L15 21H13V20ZM16 22H18V21H16ZM80 22H81V20H80ZM145 22H147L149 24H147ZM164 22L168 23V21H164ZM176 22L180 23L179 27H180V30H181V24H182L181 22H183V21H180V19H178ZM198 22H200V21H198ZM216 22H218V21H216ZM221 22L222 21L218 22V24L216 23V25H218V27L221 26V25H219ZM242 22H244V20H242L240 22V24ZM139 23H142V25H144V26L147 24L145 26V29H143V32L140 29L142 25H138ZM224 23H223V26H224ZM227 23H228V21H227ZM91 24L93 26L89 27V25L91 26ZM226 24H225V26L227 27ZM230 24L228 26H230ZM154 25H156V24H154ZM206 25H207V28H208V22L206 23ZM206 25L204 24V26H206ZM1 26H3V21L0 23V27ZM72 26H74V25H72ZM173 26H174V24H173ZM186 26H187V24H186ZM226 27H225V31H220L219 30L221 34L225 33L224 36H223L224 38H225V36L227 37V39L225 38L226 39L225 40L224 38H221L222 37V36H220L221 34L217 33L216 31H215V33H213V31H212L211 35H207L208 32H206L207 34L205 35L204 34L205 32L203 31V26H202L201 33L204 32L203 36L204 35L207 36V39L205 38V44H206L207 48L209 50H210V48H212V46H213L212 42L216 41V42H219V43H217V44L215 43L216 44L215 46L218 47L217 51L215 50L212 53L210 51L211 55H210V58H209V62L205 63V64L203 62L201 63V65L202 64L204 65V69L202 68V70H201L204 73V74H202V78H203L202 80H203V83L206 86V92L207 91H209V92L207 93L208 94L207 96H205V94H206L205 93L204 97H203V95H201L202 98L199 97V99H200L199 100V106L196 109V113H197V116L204 117V119H203L204 123L201 125V127L197 131H191V133H190L191 136L190 137H192L193 141L192 142L190 141L191 143H189V145L188 144L186 145V143L181 138H179L181 140H177V141L176 140H173V141L170 140L169 141V138L172 137L171 134L172 135L175 134L176 136L181 137V136H179L180 134H178V131H177V128H176V126L178 124L174 123L175 121L172 119L173 116H172V118H170V115H167V114L162 116L161 119L157 118L158 119V123L156 121H154V120H156L155 119L156 117L160 116L159 115L160 112L158 113L157 111H155V108H157V106L154 107V106L151 105L150 101H147V102H150L149 106L147 105L148 106L147 108H149V107L153 108L154 107L153 110H154L155 114L158 115V116L155 117L154 113L152 115V108H151V110L148 109V110H150L149 113L151 112L150 115H152V116L150 117L148 112L146 114H148L150 118L154 117V120H153V118H152V120H153L154 123H157V125H156L157 127L156 128L159 127V129H157V130L153 129V132L156 131L157 133L155 132L156 133L155 134V138H152L150 140V144H148V146H146L147 148L144 147L146 149L142 153H140V155H138V156L133 155V156H136V157H133V158L134 159L136 158L137 161L140 162L142 166L140 164H138V162H137V164L140 165V166H138L139 170H136L135 175H137L139 177L136 178L137 183L136 182L134 183V186L132 188V193L128 194L126 191H129L130 189L127 188V189H129V190H127L123 186V188H125L124 191H125V194L127 193L126 194L127 196L124 194V196H122L124 198H121L118 202H116L114 204V208H112V206L108 207L112 211H121L127 217V218H125L127 221L125 220L124 221L125 223H123L122 226H119V228L116 227V229L113 230L112 233H108L107 232L108 230L103 228V226L100 223V222L104 221L102 218L99 217L100 219H98V217H96L95 219H93V221H90L87 218V221L84 222V223L87 226L90 225V230L93 228L92 231L94 232L93 233L94 234L93 235L94 240L91 243L88 242L85 245V247H84V252L87 255V262L84 263L83 259H81V258L78 259L79 261L76 258H74V259L67 258V261L69 262V264H158V260H159L158 256L159 255L160 256H165V255H171L172 256V255L176 254L177 252L182 251L186 247V242L187 243H188V241L190 242V240L192 238L195 239V238L201 237L203 232H205L204 231L205 229H208L209 227H211L210 229L214 230L215 234L216 233L218 234L217 231H221V229H222L221 226L224 225V224L229 223L228 219L224 218V219L220 220L217 223L215 222L212 226H209L210 224H212V222H211L210 218L207 216V213L210 210H215V209L219 208V206H220L219 204L221 202H223V201L227 202L231 206L232 209H234L235 211H237V212L241 213L242 215H244L246 209L244 207L242 191L247 196L251 195V194L258 195V193H254V192L251 191V190L256 191V188L258 186V188L261 189L260 193L263 195L262 196L263 199L254 200V202L252 201L253 204H255V206H253V208H255L257 206H260L259 207L260 211L262 209H264V127L262 128L258 124V121H260L261 124H262V122L264 123V108H262V109H260L258 111H255L254 113H252V115L250 117H248L245 113H241L242 106H244L245 100H246L245 94L248 91L249 80H252V76H251V74L249 72L250 69L245 68V67L243 69V67L241 66V62L245 63V61H247V58H246L245 55H243V53L241 51H239L240 50V46H239V49L236 48L237 50H235V52L238 51V53H235L236 55L233 54V52L231 51L232 50V46L234 44L237 45V43L239 42L238 38H236L237 41H238L237 43H236V40L233 39V38H235L234 37L235 33L237 34L238 32L236 31V29H232V28H231L232 30L231 29L229 30V27H228V30H226ZM1 28H0V33H2L1 31L3 30V27H1ZM142 28H143V26H142ZM146 28H147V30H146ZM204 28H206V27H204ZM220 28L221 27H219L218 29H220ZM138 29H140V31L142 33L140 31H138ZM197 29L199 31V27L198 26H197ZM218 29H217V31H218ZM56 30H58V31H56ZM144 30H146V31H144ZM207 30H209V32H210V29H207ZM36 31H37V29H35V32ZM181 31H180V33H182ZM186 31L187 32L183 31L184 32L183 34H188V30H186ZM242 31H246V30L242 29ZM3 32H4V30H3ZM20 32H21V34H20ZM7 35H8V33H7ZM99 35L98 36L96 35V36L99 37ZM198 35H199V33H198ZM0 36H1V34H0ZM117 36H119V37H117ZM123 36H124V38H126L128 36L130 38V39H128V40H130V43L133 40H138V42L136 41L138 44L136 43V45H135V46H137V48L135 47L136 48L135 49L134 46H133L134 49H132V47H131V49L129 50L128 49L129 46L126 47V42H124L125 43L124 46L128 50L126 48H122L123 49V51H122L121 47L123 46L122 44H124L122 42L125 41ZM183 36H185V35H183ZM231 36H233V38ZM237 36H238V34H237ZM52 37H53V35H52ZM238 37L240 38V36H238ZM100 38H98V40H100ZM102 38H104V37H102ZM117 38H119V40L121 39V41L122 40L123 41L121 42ZM65 39H67V40H65ZM116 39L119 41L118 44H120L121 46L120 45H118V46H120V47L116 46L117 45L116 44L117 43ZM217 39L218 40L220 39V41H218ZM241 39L243 40L244 38H241ZM0 40H2L1 37H0ZM64 40L67 41V42H64ZM68 40H70L71 42L68 41ZM242 40H240L241 41L240 44H244V42L242 43ZM245 40H246V38H245ZM221 41H223L222 43H224V41L226 43H227V41H228V43H230V41L231 42L234 41V44L230 43L232 46L230 44H226L227 46L224 47L225 44H221L220 43ZM68 42H69V45L71 43L70 46L72 48L69 47V45L67 47L65 46L64 43H68ZM101 43H102V41H101ZM133 43H132V45H133ZM78 44H80V42ZM1 45H3L2 41H1ZM74 45H75V42L73 40V46ZM236 45H234V46H236ZM3 46H6V44L3 45ZM3 46H2V48H3ZM7 46H9L8 48L10 49L11 45H7ZM59 46H60V49H59ZM75 46H77V41H76V45ZM79 46H82V45H79ZM77 47H75V48L79 50L80 48L79 47L77 48ZM117 47L120 48V49L117 50L116 49ZM229 47H231V48H229ZM237 47H238V45H237ZM83 49H85V48L82 47L81 50L83 52H85L86 50L84 51ZM6 50L4 49V54H5ZM78 50H76V51H78ZM10 51H11V49H10ZM0 52H2V51L0 50ZM61 52H62V50L60 51V53ZM159 52L161 54L163 52L165 54L169 53V56L168 57L166 55H165L166 57L163 56V59H164L163 60L162 58H160V56L162 57V55H160ZM58 53H59V51H58ZM111 54H114L113 55L114 57ZM156 54L160 55V56L158 57ZM4 56H6V59H4L5 58ZM4 56H3V53H2V56L0 55V60L2 58V60L0 61V80L1 81H5V79L9 80V78L10 79L12 78L9 75H5L4 76V74H3L4 71L3 70L5 69V67L3 68L1 66H2V64L3 65L6 64L5 60L7 62L9 61V62H11L13 64V62L11 61L13 58H11V56L7 58V54H5ZM8 56H9V54H8ZM111 56H112V58H111ZM231 56L232 57L233 56L234 57L238 56L237 57L238 60L235 58L237 61L235 60V61L232 62V60H234L233 59L234 57L231 59ZM71 57H72V55H71ZM173 57H170V58H173ZM9 58L11 60H7ZM61 58H63L62 55H61ZM79 58H78V60H79ZM170 58H169V60L172 61L173 59H170ZM73 59L74 58H72V60ZM66 60H64V61H66ZM71 61H69V62H71ZM163 61H164V63H163ZM196 61L198 62L197 59H196ZM75 62H76V60H75ZM85 62H83V63L81 62L82 66L83 65L86 66ZM234 62H236V64H234ZM11 63H9V65H8L10 68H11V65H10ZM77 63L79 64L80 62L78 61ZM41 64H43V63L41 62ZM69 64L70 63H68V67H69ZM78 64L77 65L75 64V65L79 66L80 69L77 68L76 66L75 67L77 69H79V71L81 70L80 72L82 73L83 72V70L81 68L82 66H81V64H79V65ZM94 65H95V67H93ZM149 65H151V66L149 67ZM41 66H43V65H41ZM85 66H84V71L86 69ZM46 67H48V66H46ZM66 67H67V62H66ZM89 67H88V69H89ZM150 68H152L151 70L155 74H153V73H152L153 75L151 74V72H150L151 70H149ZM77 69H75V72H79V71H77ZM117 69H119V66H118ZM6 70H7V68H6ZM52 70H50L48 68V70H46V72H43V73H47V71L48 72L50 71L49 74L52 73L53 75L56 74V76L59 75V71L55 73V70H53V72H51ZM56 70H58V69H56ZM67 70L68 71H63V73H64L63 76L65 77L64 81H62L64 77L62 78V76L60 75L61 76L60 79H62L61 82H63V83L59 82L60 84L64 85L65 83L67 84V82L70 83L69 80L66 81L67 80V76H66L67 74L65 72L69 73V69H67ZM71 70H73V69L71 68ZM75 72H74V74L76 75ZM163 72H162V75H163ZM57 73H58V75H57ZM72 73H73V71H71L69 73V75L72 74ZM131 73H132V76H131ZM49 74H46V75H49ZM60 74H62V72H60ZM80 74H79V77L76 78L77 80L82 75V74L81 75ZM118 74H116V75L119 76ZM75 75H70L69 77L71 78V76H75ZM85 75L83 74L81 76L82 77L81 79H83V76H85ZM97 75H100V74H97ZM97 75H96V77H98ZM6 76H7V78L9 76V78L8 79L5 78ZM120 76H119V78H121ZM57 78H59V76ZM127 78H128V80H127ZM70 80H72V78ZM136 80H139V79H136ZM91 82H92V80H91ZM130 82L133 83L132 81H130ZM235 82L237 83V85H236ZM71 83H73V82H71ZM230 83L233 84V86L236 85L237 86L236 87L237 90L239 88H241V90L239 89L240 92L239 93H234L235 92V88L231 87L232 85ZM2 84H5V83L2 82ZM2 84H0L1 85L0 88L2 87ZM15 84L16 83H14L13 85H15ZM27 84L28 83H26V85ZM66 84H65L66 87L63 86V85L62 86L58 85L59 86L58 89H57L58 91H56V89H55L56 87L52 86L53 89H54V90L53 89L52 90L54 92L56 91L55 93H57V94L60 93V95H61V92L65 91V89H69V88H67L69 84H67V85ZM80 84H81V82H80ZM228 84H230V86H228ZM13 85H10V87H12ZM92 85H93V83H92ZM92 85H91V87H92ZM125 85H124V87H125ZM238 85H240V87ZM5 86H7V84L4 85V87ZM69 86H72V85H69ZM148 86H146V87L148 88ZM14 87H12L13 90H14ZM33 87H36V88L38 87V89L39 88L43 89V85L41 87H40V85H38V86H34L33 85ZM44 88H45V86H44ZM47 88H50V86L47 87ZM70 89H71V87H70ZM122 89H120V93L121 94H125V97H126V95L127 96L130 95L129 92H131V91H129V90L123 91ZM125 89H126V87H125ZM10 90H11V88H10ZM142 90H143L144 97H145L144 100L146 102L147 94L144 91L145 90L144 86H143ZM2 91H4L3 87L1 88L0 92L2 93ZM46 91H47V89H46ZM68 91L67 92L65 91L66 95H67V93L70 94ZM6 93H4V94H6ZM60 95H59V98L62 96V95L61 96ZM76 95H73V97L76 96ZM1 96H0V98H1ZM63 96H65V93H64ZM130 97L132 99V96H130ZM65 98H67V97H65ZM63 99L64 98H62V100ZM53 100H55V99H53ZM64 100H67V99H64ZM70 101H71V99L69 100V102ZM2 103H4V102L2 101ZM2 103L0 102L1 107L4 108ZM71 103H72V101H71ZM71 103L67 102V104L63 105V106H65V108L61 104V106L65 109V113H66V111H69V110H66V108H67L68 104H71ZM144 104H146V103H144ZM212 107H215L214 110L211 109ZM69 108H71V107H69ZM2 109L0 108V111ZM44 109L45 110H44L43 114L51 113L50 111H58V110H56L57 108H55V107H53V109H52V107H47L46 106V108H44ZM206 110H207V112L204 114V112ZM164 112L166 113V111H164ZM91 113H90V115H91ZM29 114H30L31 118H32V116H33V118L34 117L38 118V115H40V117L42 115V113H40V114H37V113L34 114L33 113L32 114L30 112H29ZM117 115H118V113H117ZM256 116L259 117V118H257ZM123 117H127V116L125 115ZM37 118H34V119L36 120ZM249 118H252V120H256V126L250 127V126H248L246 124V120L249 119ZM38 119H40V118H38ZM69 119H71V118H69ZM174 119H176V118H174ZM73 120H75V119H73ZM115 120H116V118H115ZM149 120H151V119H149ZM149 120H147V121H149ZM159 122H160L161 126H159L160 125ZM36 123H38V122H36ZM116 123H118V122H116ZM210 123H211L210 129H207V126ZM175 124H176V126H175ZM90 125H92V123ZM120 125H121V123H120ZM151 125L152 124H150V126ZM36 126H37V124H36ZM112 126H114V125H112ZM121 131H122V129H121ZM175 135H173V139H174ZM115 136H116V133H115ZM121 136H122V138L124 137L123 135H121ZM153 137H154V135H153ZM98 138H101V137H98ZM35 139H37V138H35ZM119 139H121V137H119ZM97 140L95 139V141H97ZM122 140H124V139H122ZM122 140H120V141H122ZM75 141H76V139H75ZM88 141H89V139H88ZM138 141H139V139H138ZM131 142H130V147H132L131 144L134 141L132 143ZM139 142H141V143H138L139 145L136 144V143L132 144V145H134V146L138 145L137 146L138 149H139V146H141L143 148V146H145V141L140 140ZM249 142H251V143L247 145V143H249ZM38 143L39 142H37V144ZM99 143H100V141H99ZM114 144H111V146L113 145V147H116ZM191 145H195L196 146L197 151L196 150L195 151H196L197 155H195ZM7 146H5L3 141H2V143H0V162L5 163L6 162L5 160H7V158L10 155V153L8 152L10 150H8L9 147L7 148ZM39 146H41V145H38V147ZM119 146H123V143H122V145H119ZM117 148L119 149V147H116V149ZM120 149L116 150V151H113V152L117 153V151H120ZM114 150H115V148H114ZM53 151H55V150H53ZM125 151H127V150H125ZM37 154H36V156H38ZM56 154L55 155H51L52 157L53 156L54 157L50 158V159H54V161H58L59 159H58ZM123 154H124V151H123ZM123 154H121V155H123ZM47 155L50 156L49 153ZM12 156H10V157L12 158ZM195 156H198V157L196 158ZM11 158H10V160H11ZM136 159L134 161H136ZM8 162L9 161H7L6 163H8ZM52 162H53V160H52ZM124 162H122V163H124ZM19 163H18V165H19ZM55 164H57V163H55ZM112 164H113V167H114L117 164H119V161H118V163L116 165H115L114 162ZM110 165L109 164L108 165L104 164V165H101V166H104V167L107 166L106 170H105V172H106V171H110V168L112 167V165L111 166ZM117 166H119V165H117ZM87 168L90 170L89 171L90 174L93 177L96 178V179L95 178L94 179L98 180V181H95V184H97L98 182L101 183V182L104 181L103 179H101L102 177L101 178L98 177V174H96L94 172L95 169L93 168L94 169L93 170L91 168V165H90V167L88 165ZM136 168H137V166H136ZM57 170H58V168H57ZM112 170H113V168H112ZM141 172L146 174L145 176H142V178L147 176V178H145V180H143L144 178L143 179L141 178L140 175H143V173L141 174ZM75 173H76V171H75ZM115 173H117V172H115ZM2 174L3 173H1L0 175L2 177H5V176H3L4 174L3 175ZM72 174H74V172ZM112 175L113 174H111V177H113ZM216 175L223 176L224 180L223 179L218 180L216 178ZM57 177H59V174L57 175ZM111 177H109V178H111ZM60 178L61 177H59V180H60ZM100 179H101V181H100ZM111 180L113 181L114 179H111ZM106 182H110V180L106 181ZM9 185H10V183H9ZM40 186L42 187L43 184L40 185ZM86 187H90V186L86 185ZM93 187H95V186H93ZM123 188H121V189H123ZM42 189L40 190V187H39L38 192L40 193L42 191ZM72 189H74V188L72 187ZM121 189L119 190L120 192H122ZM44 191L46 192L47 190L43 189V191H42L43 194H45ZM63 191H64V189H63ZM42 192H41V194H42ZM78 194H79V191H78ZM45 196H46V194L45 195H41L40 198H38V197L37 198H31V201L33 203V207L35 208V210H37L35 212V214H32V216L36 215V217H37V215H38V217L40 219L41 216L39 214H42V213H39V212L41 211V209H42L43 212L46 213V214L44 213L46 215L44 217L46 220L43 217H42V219H43V222H44V220L47 222V225L50 228V231H49V233H47V235H45V236H47L46 240H44L45 237L43 238V240H44L43 245H44V243L46 245H47V243L51 244V245H55V244L59 245L61 243H59L60 241L58 240L59 238L57 236H59L58 233H60L61 229L58 231V233H56L55 232L56 231L55 227L57 228V225L59 223L61 224L60 220L59 221L57 220L60 217L57 218L58 216H57V214L55 215V212H54L55 209L53 210L52 204H50L52 207L49 205L50 202L46 201L47 197H45ZM66 197H68V196H66ZM1 200H3V197L1 198ZM4 200H3V202L1 201L3 203L2 204L3 205V211L1 213L3 216L1 215L2 216V218H1L2 220H0V238H1L0 247H2V245L5 246V247H4L3 251H2V249L0 250V259H1L0 260V264H47L45 261L47 260V256L48 255L46 254L45 251H43L40 248V245L37 243V240L34 239L35 237L34 236H33L34 238L30 237L28 242H24L23 240H21V233H23L21 231L23 230L22 229L23 226L20 229L19 228L15 229L14 227H12L10 219H13L14 217L12 218V216L9 215L10 213H8V210H7L8 208L6 207L8 203H6V205H5ZM164 201L165 202L166 201L170 202L171 205L174 206V209L171 210V211H168L167 207L165 205L166 203ZM201 205H206V207L204 209H201V207H200ZM108 211H110V210H108ZM173 214L176 217L178 216L177 219H176V217L174 218V219H176V221L179 222V223L177 222L175 224V226H172L170 224V220H169L172 216H174ZM170 215H172V216H170ZM125 216H123V217H125ZM38 217L37 218L32 217V218L33 219H38ZM258 217H259V220L263 223L262 225L264 227V212L259 213ZM179 219H181V220L179 221ZM88 221H90L91 224H92V222H94L92 224V226L94 225V227H91V224H87ZM98 222L100 224H98ZM17 223L18 222H16V224ZM44 224L46 225L45 222H44ZM60 224H59V226H60ZM78 225L79 224H77V226ZM80 226H81V224H80ZM48 227H47V229H48ZM74 227H72V229ZM81 227L83 228V225ZM74 229L76 230V227ZM69 230H70V228H69ZM80 230H82V229H80ZM64 231H65V229H64ZM260 232L253 230V232H251L252 234L249 236L256 243L253 246V248L250 250V255H251L252 259L254 260L255 264H264V259L261 257L262 256V252L264 251V236H263V234H260ZM45 233L46 232H44V234ZM60 237H62L61 239L64 238L63 236H60ZM188 239H190V240H188ZM191 242H192V240H191ZM116 243H118V244H116ZM62 245H63V243H62ZM105 245L115 246V249L112 248L113 250L108 252L109 248L107 246H105ZM47 246L49 247V250H47V251H50V246L49 245H47ZM58 249H60V248H58ZM62 249H63V246L61 247V249H60L61 252L59 254L62 253ZM101 250H103V251L101 252ZM110 250H111V247H110ZM66 253H67V251H66ZM48 254H49V252H48ZM59 254H58L59 259H64L65 258V257L64 258L61 257V255H63V254H61V255H59ZM72 256H73V254H72ZM51 258L52 257L50 256V260H51ZM53 261L50 262V263H53ZM68 262L63 263V264H68ZM59 263L62 264V262H59Z\"/></svg>", "mask_w": 264, "mask_h": 264}, {"label": "crops", "instance_id": "0c3cea01", "mask_svg": "<svg viewBox=\"0 0 264 264\" xmlns=\"http://www.w3.org/2000/svg\"><path fill=\"white\" fill-rule=\"evenodd\" d=\"M253 246L248 239L238 243H222L214 252L194 264H255L250 255Z\"/></svg>", "mask_w": 264, "mask_h": 264}]
</instances>
